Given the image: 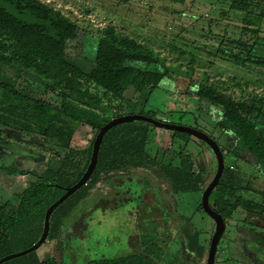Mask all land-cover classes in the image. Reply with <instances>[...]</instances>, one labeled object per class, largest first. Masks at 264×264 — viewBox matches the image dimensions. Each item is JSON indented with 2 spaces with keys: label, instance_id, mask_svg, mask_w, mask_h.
Masks as SVG:
<instances>
[{
  "label": "rangeland",
  "instance_id": "374dc122",
  "mask_svg": "<svg viewBox=\"0 0 264 264\" xmlns=\"http://www.w3.org/2000/svg\"><path fill=\"white\" fill-rule=\"evenodd\" d=\"M41 1L60 11L91 37H98L102 28L112 27L149 46L163 61L173 76L162 79L158 87L146 93H136L130 89L122 103L111 101L104 116L114 118L118 113L145 116L197 129L214 139L223 150L225 167L237 172L243 185L250 190L241 194L240 208L233 213L222 212L225 230L217 246L215 264H264V212L249 213L245 209L250 199L263 201L260 197L264 196V172L258 170L245 152H235L234 137L227 139L216 128L219 111L205 102L197 105L186 93L184 85L188 82L199 83L207 78L236 100L248 98L254 93L257 99L264 101L263 68L236 65L214 55L221 38L239 37V24L229 16L220 14V10H226L227 5L217 0H188L185 5L157 0ZM260 33V43L264 45V21ZM28 85L37 90L40 99L49 98V95L44 94L42 85L31 80H28ZM53 86L57 93L73 97H79L85 91L103 96L101 89L69 67ZM98 123L102 124V120ZM128 124L145 126L149 130L148 150L151 156L155 155L157 162H177L170 151L171 148L178 151L182 147V155L190 157L195 171L204 179L202 188L213 177L215 158L202 141L190 136L186 143L180 140L172 143L173 131L140 121L115 127ZM71 126L75 132L70 148L77 155L74 154L71 164L64 167L66 172L73 171L78 163L82 164V152L94 139V133L88 126ZM32 127H35L34 124ZM257 132L262 134L264 125H260ZM19 135L15 131L1 134L0 165L7 166L14 161L21 170L41 174L48 168L51 159L62 160L67 154L55 140L45 141L39 134L26 132ZM30 177L27 174L7 175L0 170V203H16L17 194L27 185ZM142 180L148 181V190L144 189ZM201 195L202 191L174 194L160 167L152 163L144 167L102 173L78 206L81 208L74 217H77V224L65 218L57 238L45 241L36 254L41 261L52 257L62 264H84L87 259L116 258L126 254L124 243L131 250L138 242L137 233L135 230L127 233L128 227L144 210L157 208L151 214V218L157 222V234L165 232L176 239L181 235L180 229L187 227L197 232L205 248L202 258L196 259L192 253L185 252V241H181L184 243L182 248L180 241H167L169 246L161 264H205L213 225L199 206ZM212 201H215L214 192ZM166 217L167 223L163 222ZM146 238L150 241L154 237ZM144 240L142 237V242ZM30 243L21 242L14 252L22 251Z\"/></svg>",
  "mask_w": 264,
  "mask_h": 264
},
{
  "label": "trees",
  "instance_id": "16d2710c",
  "mask_svg": "<svg viewBox=\"0 0 264 264\" xmlns=\"http://www.w3.org/2000/svg\"><path fill=\"white\" fill-rule=\"evenodd\" d=\"M157 1L185 5L188 0ZM217 1L227 5V9H221L220 14L239 24V37L221 38L214 55L236 65L264 69V45L260 43L264 0ZM99 33L98 37H91L60 11L40 0H0V136L8 131L18 132L19 136L22 132L39 134L45 141L55 140L67 151L62 160L51 159L48 168L39 176L31 173V179L17 194L16 203H0V258L16 253V246L23 241H31L25 250L39 239L46 209L64 193V188L74 185L85 171L94 139L82 152V164L75 165L71 172L64 169L71 164L74 154L77 155L70 148L75 132L71 124L88 126L95 138L99 128L111 119L104 114L112 100L122 103L130 89L146 93L158 87L162 79L173 76L149 46L112 27L102 28ZM67 67L101 89L103 96L89 91L79 97L57 93L53 84ZM28 80L42 85L44 94L49 98L40 99L37 90L28 85ZM184 85L186 93L197 105L205 102L219 111L216 128L227 139L234 137L235 152H245L258 170L264 172V132H257V128L264 125V101L257 99L254 93L248 98L236 100L207 78L199 83ZM121 115L124 113L115 117ZM99 120L102 124L98 123ZM148 131L145 126L128 124L113 127L105 133L96 167L87 184L52 212L47 241L57 237L63 220L86 197L102 173L152 163L160 167L174 194L203 190L204 179L195 171L190 157L182 155V147L178 151L171 148L173 159L178 160L174 163L172 160L161 164L154 159L155 155L151 156L147 145ZM189 137L176 131L171 139L172 143L176 140L186 143ZM0 170L7 175L28 172L19 169L14 161L7 166L1 164ZM249 191L239 174L225 167L213 191L215 201H212V194L210 201L216 204L220 213H233L241 206V194ZM260 199L264 201V196ZM263 201L250 199L246 211L262 214ZM184 237L186 250L201 259L205 248L197 232L185 229ZM160 239L156 236V241L142 242L143 250L137 254L86 260L84 264H160L169 246L167 241ZM2 264L62 263L52 257L41 261L34 251Z\"/></svg>",
  "mask_w": 264,
  "mask_h": 264
},
{
  "label": "water",
  "instance_id": "95a60500",
  "mask_svg": "<svg viewBox=\"0 0 264 264\" xmlns=\"http://www.w3.org/2000/svg\"><path fill=\"white\" fill-rule=\"evenodd\" d=\"M136 121L145 122L157 128H162L173 132L177 131L193 136L196 139L202 141L213 154L216 162V168L211 181L202 191L201 208L214 223L211 240L209 242V246L206 253L205 264H215L216 250L219 240L221 239L224 233L225 223L222 213H220L216 208V204L210 201V196L214 191L216 185L218 184L225 167L224 157L221 147L214 139H212L211 137H209L208 135L197 129H193L181 125H174L162 121H157L152 118L140 116V115H121L118 117H114L111 118L110 121H108L99 128L93 140L89 162L85 171L83 172L80 179L74 185H72L71 187L64 188V193L55 202L49 205V207L46 209L43 219L42 232L39 239L31 247L25 250L1 257L0 264L9 261L11 259L21 257L23 255L34 252L41 247V245L46 241V238L48 236L49 228H50V216L54 211V209L58 207L60 204H62L75 191L86 185L87 182L89 181L96 167L100 144L102 142L105 133L117 125L136 122Z\"/></svg>",
  "mask_w": 264,
  "mask_h": 264
},
{
  "label": "flooded vegetation",
  "instance_id": "af4514ba",
  "mask_svg": "<svg viewBox=\"0 0 264 264\" xmlns=\"http://www.w3.org/2000/svg\"><path fill=\"white\" fill-rule=\"evenodd\" d=\"M28 172L27 173H24L23 175H29V176H31V173H34L35 172V174H36V176H39V173H36V171H29V170H27ZM32 177V176H31ZM212 179V178H211ZM143 182H142V185H143V187H144V189L145 190H148L149 189V187H150V185H149V183H148V181L147 180H142ZM211 181V180H210ZM209 181V182H210ZM208 182V183H209ZM145 183L147 184V187L145 186ZM207 183V184H208ZM207 186V185H206ZM205 186V187H206ZM204 189V188H203ZM203 191V190H202ZM79 206V205H78ZM78 206H76L72 211H71V213L69 214V216L68 217H66V218H69V221L72 219V220H74V223L76 222V224H77V217L76 218H74L75 216H76V214H78L77 212H78V210L81 208V207H78ZM157 209V208H156ZM156 209L154 208V210H144L143 211V213H142V215L141 216H139V218H137L136 219V221H134L133 222V224H131V226L130 227H128V229H129V232H127V233H132L134 230H135V232L137 233V240L136 241H138L137 243H136V246L133 248V249H129L127 246H126V244L124 243V246H125V249H124V253H126V254H123V255H129V254H137V253H140V252H142V250H143V248H142V237L145 239L144 241H149V240H147V238H146V236H150V237H154L152 240L150 239V241H156V236H160L161 237V239H160V241H180L179 242V245H181L180 247L182 248L183 247V244L184 243H182L181 241H186V239H185V237H184V232H185V229H188L187 227L185 228V229H183L182 228V230L180 229V232H181V235H180V237L178 238H176V239H173V238H171L170 236H168V233H165V232H163V233H161V235H159V234H157V222L156 221H154L152 218H151V214L152 213H154L155 211H156ZM76 210V211H75ZM121 211H124V210H121ZM154 211V212H153ZM73 212H75V213H73ZM223 216V215H222ZM168 217H166V218H163V222H165V223H167V221H168V219H167ZM224 219V218H223ZM83 220H85V219H83ZM179 220H181V218H179ZM184 220V219H183ZM71 222V221H70ZM225 223V222H224ZM64 224V220H63V222H62V225L60 226V229H59V233H60V230H61V228L64 226L63 225ZM84 225H85V222H84ZM147 225H148V230L146 229V227H147ZM212 225H213V227H214V223H213V221H212ZM66 227V226H65ZM167 226H164V228H166ZM140 228H143L144 230L143 231H141L140 230ZM73 230H75L76 231V229H74L73 228ZM193 231V230H192ZM212 231H213V229H212ZM58 233V234H59ZM49 234V233H48ZM126 234V233H125ZM211 235H212V232L210 233V236H209V239H208V241H210L211 240ZM58 236V235H57ZM125 236V235H124ZM57 238V237H56ZM55 238V239H56ZM124 238V237H123ZM54 239V240H55ZM124 240L126 241V239L124 238ZM46 241H47V238H46ZM207 241V240H206ZM220 241V240H219ZM241 241H243V240H241ZM149 244H151V242L149 243ZM187 250H185V252H186ZM189 252V251H188ZM190 253V252H189ZM191 254V253H190ZM193 254V253H192ZM194 255V254H193ZM194 257H195V255H194ZM196 258V257H195ZM197 259V258H196ZM87 260H90V259H87ZM161 264V263H160Z\"/></svg>",
  "mask_w": 264,
  "mask_h": 264
},
{
  "label": "built area",
  "instance_id": "2783aa9c",
  "mask_svg": "<svg viewBox=\"0 0 264 264\" xmlns=\"http://www.w3.org/2000/svg\"><path fill=\"white\" fill-rule=\"evenodd\" d=\"M41 1V0H40ZM42 2V1H41ZM43 3V2H42Z\"/></svg>",
  "mask_w": 264,
  "mask_h": 264
}]
</instances>
